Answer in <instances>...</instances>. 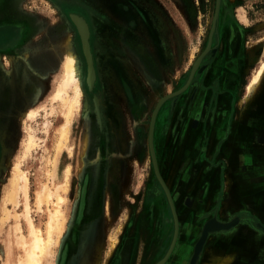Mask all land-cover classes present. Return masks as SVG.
I'll list each match as a JSON object with an SVG mask.
<instances>
[{
	"label": "rangeland",
	"instance_id": "374dc122",
	"mask_svg": "<svg viewBox=\"0 0 264 264\" xmlns=\"http://www.w3.org/2000/svg\"><path fill=\"white\" fill-rule=\"evenodd\" d=\"M15 1L17 15L10 17L12 21L11 26H8L9 31L4 32L0 41V264H9L11 258L9 234L12 228L19 226L17 234L26 237L29 234L23 216L24 200L15 208L8 205L12 215L4 227L1 226L6 190L14 167L20 162L22 170L27 172L29 177L31 217L36 227L43 230L44 237H46L50 212L55 208L53 203L55 201L52 199V203L48 206L44 205L40 211L36 203L37 193L45 185L54 191L58 184L64 183L66 170L70 167L68 189L66 192L62 191L66 200L63 205L65 223L60 244L55 246L52 264H60L65 247L68 248L65 264L75 262L73 256L77 252L71 248L70 236L76 213L80 209L79 199L83 189L87 197L85 209H94L93 206L97 204L99 195H102L105 202L100 203L102 206L104 204L103 209H106L107 213L110 210L111 214L108 213L105 221L106 235L102 240L103 245H99V240L89 232L87 223L80 225L76 263L107 264L108 257L113 252L116 241L129 219L128 216L137 210V198L161 190L155 185L156 179L147 144L151 112L156 99L181 84L194 61L205 49L215 0H108L111 4H124L127 9L123 17L137 20V24H142L137 15V4H141L139 8L142 18L145 19V25L137 27L135 32L139 41L137 44H141L139 55L153 69L160 72L158 75L161 79L154 83L139 78L136 69L139 63L133 51L128 53L127 59L136 66L133 69L136 71L134 74L137 75V83L133 78L128 79L127 76L130 75L128 65L123 64L121 57L115 58L118 63L117 71L113 70L112 73L108 69L111 78L106 77L105 63L101 62L102 59L98 56L103 109L106 112V115L103 114L104 121L98 102L95 101V110L91 111L85 95L83 84L85 63L80 54L83 46L79 42L76 25L70 18L74 14L67 16L64 12L71 11H63L59 7V3L74 1L98 3V6L90 10L95 14L91 16L92 23L98 24L105 13L112 17L103 0ZM220 8L221 16L218 21L222 26L227 25L226 18L231 20L229 23L239 25L240 19L245 21L243 14L249 19L250 24L242 25V28L251 29L264 25V0H221ZM1 11L7 13L9 6H4ZM146 23H150L151 26L154 24L159 31V37L156 36L158 42L149 34ZM101 27L97 31L100 39L97 44L99 52H102L105 44ZM263 32L264 29L261 33ZM143 35L147 40L142 39ZM69 43L72 44L78 57L83 96L80 110L73 116L68 143L57 156L59 130L65 125V119L61 114L62 104L53 101V96L64 75L66 53L63 47ZM156 43L162 44L164 49ZM159 56L164 57L162 62ZM86 61L88 62L87 58ZM155 84L158 85V89ZM124 85L127 86V91ZM247 85L243 100L249 97ZM140 92L143 96H140ZM70 94L73 95V92L70 91ZM243 100L239 101V105ZM32 112H37V116L33 119L29 117ZM30 136L34 137L36 144L30 154L25 156ZM162 137L163 129L157 128L156 152L159 167L170 189L180 199L184 194L198 193L200 171L192 167L181 168L178 153L165 152V140ZM84 142L85 146H83ZM259 143L264 147V138H260ZM261 146L260 151L254 150L253 159L247 161L248 175L256 182L254 186L256 195L264 193V149ZM113 193L119 199L117 205L116 203L111 205L110 195ZM246 203L251 212L260 213L257 209L258 206L261 207L262 202L260 203L255 197L253 202H242L245 208L239 213H234L243 217H252L250 211L247 212ZM262 209L264 211V206ZM224 210L222 207L220 218L228 221L229 216L224 214ZM14 215H19V225L16 224ZM253 217L258 221L257 227L264 228L258 218L254 215ZM237 224L252 229L247 221ZM252 233L258 239V243L264 246V235L256 233L254 229ZM13 234L16 236V231ZM210 234L200 264H205L207 250L217 253V250L222 248L221 253H230L229 246L234 245L237 238L247 237L237 230L221 236L218 233ZM192 238V232L183 236L184 241H188L189 244L193 243ZM100 246L102 247L100 250H94ZM11 251L13 256L17 257L21 250L14 244ZM253 262L259 263V260Z\"/></svg>",
	"mask_w": 264,
	"mask_h": 264
},
{
	"label": "flooded vegetation",
	"instance_id": "af4514ba",
	"mask_svg": "<svg viewBox=\"0 0 264 264\" xmlns=\"http://www.w3.org/2000/svg\"><path fill=\"white\" fill-rule=\"evenodd\" d=\"M103 2L112 17H110L108 13H105L104 17H102L100 23L98 24L92 23L91 16L95 14L93 11H90L95 8V6H98V3H91L89 1H87V3H82L74 1L71 3H59V7L63 11H71L64 12L67 16H69L71 13L74 14L72 16H75L74 18L76 19V23L78 24V26H76V32L81 46L82 42L80 30L83 31L84 29L88 38L87 41L91 64L90 69L89 61L87 62L85 54L83 55V48H81L80 52L81 57L85 63L83 76L84 91L88 99V103L91 107V111L95 110V101L98 102V107L102 112L104 121L103 114L106 115V112L103 109V98L101 94L102 86L99 70L100 62L97 60V57L99 56V58L102 59L101 62L105 63L104 72L106 74V77H109V70L112 73L113 70L115 72L117 71L118 63L115 58L121 57L123 64L128 65L127 68L130 73V75L127 76L128 79L132 80L133 78L135 83H137V75L134 74V72L136 71L135 69H133L136 68V66H134L133 63L127 58L129 56L128 53H131L132 51L133 54L137 57V54H140L139 52L141 49V44H137V42L139 41H137V34L135 33L137 31V20L133 21L131 18L126 19L125 17H123L125 16V12L127 9L126 6L121 3L111 4L108 0H103ZM4 3L5 5L9 6V11L7 12L8 16L5 15L7 17V20L4 19L7 22L4 25H0V41L1 37L4 35V32L9 31L8 26H11L10 23L12 21L10 17L17 15L15 13V0H8V2H6L5 0H1L0 6L4 5ZM139 14H141L142 16V13L140 11ZM141 22L143 25H145V19L142 18ZM100 26H102L101 35L105 43L102 52H99L100 50L97 49V44L100 40L97 31H99L98 29L100 28ZM146 27L148 28L149 34L153 37V40L158 42L159 40L156 38V36L159 37V31H157L155 25L153 24L151 26L150 23H146ZM154 38H156V40ZM215 39L216 38L213 35L211 46L214 45ZM97 52L99 53V55ZM203 59L200 65H202ZM189 73L185 78H183V81L180 85H183L187 82ZM123 87L126 91L128 90L127 86L124 85ZM172 99L173 98L168 99L159 109L155 120L153 133V147L159 174L163 179V182L165 183L167 189L169 190L178 224L175 244L173 246L172 252L170 253L164 264H200V261L202 260L204 254L205 244L208 241V237L211 235L207 234L203 243H201L202 232L208 222L216 221L226 224L231 222L232 219L236 217L252 218L253 220L255 218L253 216L243 217L241 215H236V213L228 215V221H224L220 218L222 209V200L220 194L221 191H214L213 183H219L220 176L223 175L222 172L224 170H220V172H218L217 169L220 167V164L214 163V160L210 159L209 162H205L204 158L206 150V140L202 136H186V134L188 135V133L187 129H185L184 115L186 113L185 111L187 109V106H189L188 103L190 101V98H188L186 102L182 103L180 106L177 105L178 102L171 103ZM164 115L165 118L162 119ZM198 118V115H196V117L194 118L193 122L195 125L198 123ZM157 128L163 129L162 138H164L165 140V152L173 154L178 153L181 168L187 167L185 169H190L192 167L200 171V187L198 189V193L194 195L184 194L180 199L179 196H175L173 191L170 189L169 184L163 177L161 169L159 167L158 156L156 152ZM155 185L159 186L161 189L158 191V193H154L151 195L146 194L137 198V210L133 211L128 216L129 219L126 221L125 226L123 227V230L121 231L116 241L113 252L108 257V261L106 262L107 264H157L161 262V260L169 251L175 233V220L167 197L157 179ZM99 196L100 197L97 201V204L93 206L95 207L94 209H85V207H87V197L85 194V189H83L82 194L80 195V209H78V212L76 213L75 224L70 236L71 248L75 249L77 252L73 256L75 262L73 261L72 264H77L76 260H78L77 246L79 228L81 224L87 223L86 227L90 229L89 232L92 234V236L94 235V237L99 240V245L104 244L102 240L106 235L105 221L108 213L111 214V212L109 210V212L107 213L106 209H103L104 204L102 206L101 203L105 202V200L103 199L104 196ZM110 199L111 205L115 203L117 205V203L119 202V199L114 193L110 195ZM100 206L102 207V209ZM224 213L227 215L225 210ZM257 223L258 221L257 219H255L253 225H251L250 223L249 224L256 233H261L264 235V231L261 228L257 227ZM237 225L234 227L231 226L230 229H235ZM191 232L193 234L192 239H194V241L192 244H189L188 241H184L183 236L186 233ZM224 234L226 233H218V235L220 236ZM199 245H201V248L199 253L196 255L197 257L195 258V249ZM101 248L102 247L100 246L99 248H94V250H100ZM67 256L68 248L65 247L62 253L60 264L67 263ZM194 258L196 259L195 261Z\"/></svg>",
	"mask_w": 264,
	"mask_h": 264
},
{
	"label": "crops",
	"instance_id": "0c3cea01",
	"mask_svg": "<svg viewBox=\"0 0 264 264\" xmlns=\"http://www.w3.org/2000/svg\"><path fill=\"white\" fill-rule=\"evenodd\" d=\"M5 1L8 2V0ZM137 5V15L140 22L142 16L139 14L141 11L139 6L141 4ZM4 6H6L5 3L0 6V25L7 22L5 15L8 13L5 14L1 11ZM243 15L245 21L240 19L241 25L237 26L229 23L231 20L228 18H226L227 25L225 26L220 25L218 21L217 34H214L216 39L214 45L211 46L213 50L206 54L202 65L199 64L191 84L185 91L174 97L171 103L178 102L177 105L180 106L190 98L189 106H187L184 115L185 129L188 133L186 136H202L206 140L205 162H209L210 159L214 160V163L220 164L217 169L218 172L224 170L219 183H213V190L221 191L222 207L227 215L241 212L245 208L242 202H253V197H255L263 204L261 207L258 206L257 210H260V213L251 212L247 203L246 209L264 225V211L262 209L264 193L256 195L255 179L249 177L247 170V161L253 159L254 150L260 151L262 143L259 141L260 138H264V74L257 89L249 95L248 101L239 105V101L243 100L246 95L245 86L260 63L264 61V32L261 33L264 25L255 26L251 29L242 28V25L249 26L250 24L246 15ZM220 16L221 10L219 11V19ZM141 26L144 25L137 24V27ZM142 39L147 40L144 35ZM156 44L162 46V44ZM162 48L164 49L163 46ZM141 57L137 54L139 78L154 83L159 81L161 79V76L158 75L160 72L153 69ZM159 58L161 62L162 58L164 60L162 56ZM184 85H179L176 89L160 97L177 91ZM154 86L158 89V85L155 84ZM140 96H143L142 92H140ZM160 97L154 102L153 109L161 99ZM196 115L199 118L195 125L193 121ZM164 118L165 115L162 119ZM261 147L264 149L263 146ZM235 229L237 232L246 234L247 237L244 239L237 238L235 244L229 246L230 253H221L222 248L218 249L217 253H213L220 257L227 255L224 259L232 258L228 260L227 264L258 263L253 262L255 260H259L258 264H262L264 246L260 245L258 239L253 236V229L240 225H237ZM235 229L226 234L233 233Z\"/></svg>",
	"mask_w": 264,
	"mask_h": 264
},
{
	"label": "bare ground",
	"instance_id": "6f19581e",
	"mask_svg": "<svg viewBox=\"0 0 264 264\" xmlns=\"http://www.w3.org/2000/svg\"><path fill=\"white\" fill-rule=\"evenodd\" d=\"M63 48L66 53L64 59V75L61 77V80L57 86V91L53 96V101L62 104L61 114L65 119V125H63L59 130L60 137L59 143L57 145V156L61 154L62 150L68 143L67 140L69 138V129L73 121V116L79 112L81 99L83 96L79 79L80 70L78 57L74 52L72 44H66ZM253 74L254 75L252 77V80L247 85L249 95H251L257 89L261 81V78L264 74V62L260 63L259 67ZM70 91L73 92V95L70 94ZM247 99L243 100L242 102H245ZM242 102H240V105H242ZM36 116L37 112H32L29 114V117H31L32 119ZM35 144L36 141L34 137H31L29 143L26 146L25 156H28L30 154L32 149L35 147ZM83 146H85V142ZM20 165H22L21 162L19 165L17 164V166L14 167L12 178H10L6 190V198L3 202L4 205L2 209L3 217L1 220V226L3 228L12 215L10 209L8 208V205H12L15 208L21 204L22 200H24L23 202L25 205V214L23 216L27 222L29 234L28 237L17 234L19 226H12V231L9 234V250L11 254V258H9V264H52V260L54 259L55 255V246H59L60 244L61 233L63 231L65 223V212L63 210V205L66 200L62 195V191L66 192L68 189L70 167H68L66 170V179L64 180V183L58 184L54 191H51L50 188L45 185L37 193L36 203L40 211H42L44 205H50L52 203V199L55 201L53 202L55 208L52 212H50L49 221L47 223L46 237H44L43 230L36 227L31 217V207L29 200V177L27 172L23 171ZM13 218H15L16 224L19 225V215H14ZM236 221L237 220H233L226 224L216 221L208 222L203 229L201 243H203L207 234L231 232L230 228L231 226L234 227L237 225ZM222 229H226L227 231H222ZM15 231L17 234L16 236L13 234V232ZM112 241L114 242V240ZM12 243L13 245L15 244L16 246H18L21 250L17 257H14L12 254ZM200 248L201 245L196 247L194 256L195 258L197 257L196 255L199 253ZM225 257L217 256L215 253H211L210 250H208L206 254V260L204 261L205 264H227L229 262L228 260L232 258L224 259ZM195 258L194 261L196 260Z\"/></svg>",
	"mask_w": 264,
	"mask_h": 264
},
{
	"label": "water",
	"instance_id": "95a60500",
	"mask_svg": "<svg viewBox=\"0 0 264 264\" xmlns=\"http://www.w3.org/2000/svg\"><path fill=\"white\" fill-rule=\"evenodd\" d=\"M220 6H221V0H215V5H214V11H213V16H212V21H211V27H210V31L208 34V38H207V44L205 49L200 53V55L197 57V59L194 61L192 68L190 70L187 82L185 83V85L180 88L177 91H174L172 93H169L167 95H165L164 97H162L157 104L155 105L151 116H150V120H149V125H148V134H147V143H148V150H149V155H150V159H151V163H152V167H153V171L155 174L156 179L158 180L159 184L161 185L167 200L169 202L174 220H175V233H174V237H173V241L172 244L169 248V251L167 252V254L165 255V257L161 260V262H159L158 264H164L165 261L167 260V258L169 257L170 253L172 252L173 246L175 244L176 238H177V231H178V224H177V218H176V214H175V209H174V205L169 193V190L167 189L165 183L163 182V179L161 178L160 174H159V170H158V166H157V161H156V157H155V152H154V147H153V133H154V126H155V120L158 114L159 109L161 108V106L168 100L171 98H174L176 96H178L179 94H181L183 91L186 90V88L188 87V85L190 84L194 73L197 71L198 66L200 64V62L202 61V59L206 56V54L209 51H212L213 49L211 48V43H212V38L213 35L216 33V26L218 23V19H219V11H220ZM75 16H70L71 19H73L74 23L76 24V26H78V24L76 23V19L74 18ZM80 36H81V41H82V46H83V52L85 54V57L87 58L88 61L90 58V54H89V48H88V43H87V36L86 33H84V31L80 30ZM90 62H89V69H90ZM233 220H237L236 223L239 222H244L247 221L249 222L251 225H253L254 220L252 218H234ZM222 231H227L226 229H222ZM219 232V231H216Z\"/></svg>",
	"mask_w": 264,
	"mask_h": 264
},
{
	"label": "trees",
	"instance_id": "16d2710c",
	"mask_svg": "<svg viewBox=\"0 0 264 264\" xmlns=\"http://www.w3.org/2000/svg\"><path fill=\"white\" fill-rule=\"evenodd\" d=\"M263 231H264V228L260 227Z\"/></svg>",
	"mask_w": 264,
	"mask_h": 264
}]
</instances>
